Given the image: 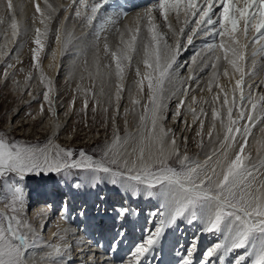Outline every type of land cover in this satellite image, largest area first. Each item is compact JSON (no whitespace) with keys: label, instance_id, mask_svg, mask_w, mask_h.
I'll return each instance as SVG.
<instances>
[{"label":"snow or ice","instance_id":"6c2138e0","mask_svg":"<svg viewBox=\"0 0 264 264\" xmlns=\"http://www.w3.org/2000/svg\"><path fill=\"white\" fill-rule=\"evenodd\" d=\"M30 2L34 14L31 26H28L18 19V9L22 13L25 7L22 2L17 5L14 0H0L3 6L0 64L4 65L0 79H8V70L15 67L11 62L13 57L21 62L19 53L30 40L32 68L45 89L43 100L55 117L49 95L53 91L52 79L43 69L41 54L57 13L61 9L65 12L72 9L71 17H65V20L78 21L84 32L76 37L66 30L64 22H60L55 31L58 48L52 50V60L55 61L58 52L64 56L69 46L79 48L77 57H84L80 79L83 80L86 73L93 82L88 88L77 86V91L83 95L82 111L88 109L89 96L95 105L100 104L98 97L107 96L110 106L114 98L112 121L115 123L120 114L126 71L132 66L134 56L137 57L136 79L129 89L133 108H125L124 115L134 112L138 124L134 135L122 137L117 129L110 143L93 150L98 155L84 149L62 147L52 139L42 146L23 143L0 131V203L8 209L0 210V264H68L67 230L57 233L61 243L46 242L26 215L31 192L25 177L52 173L67 181L74 170L85 174L87 183L93 188L102 176L132 199L146 194L157 200V206L149 214L150 221L155 218L154 227L146 229L145 235L122 254L127 237L126 229L121 225L107 243L109 258L103 264H264V92L255 94L256 88L264 85V79L256 85L251 82L264 72V0H156L137 14L134 26L124 25L123 29L118 25L127 16V11L121 13L123 5L119 0H67V3L57 2L56 5L50 0H42L43 7L41 0ZM157 14L175 38L174 45L169 44L164 33L159 31ZM173 20L178 31L173 27ZM141 21H146L143 36ZM110 30L118 34L119 43L113 49L107 37H103L104 54L111 57L112 63L101 68V39L103 33ZM201 36L206 38L203 46L192 55L190 62H186L188 77L181 78L178 56L194 45V38ZM93 49L95 52L89 61L87 53ZM221 61L227 65L223 69V76L229 78L227 88L219 83L217 65ZM141 63L144 71L139 67ZM209 66L212 77L207 90L212 92L213 87L218 88L211 103L220 102V107L213 106L209 118L203 108L197 113L191 103L187 105L193 124L199 121L195 132L199 137V148L204 147V120L210 119L206 135L213 146L201 161L190 157L186 148L181 151L175 133L166 130L163 121L169 99H178L175 115L179 116L191 87L189 82L198 79L194 73ZM48 67L52 68L54 64L50 63ZM33 78V72L29 71L25 88ZM13 82L19 87V81ZM97 87L98 92L94 91ZM106 87L114 91L106 93ZM28 94L31 95V91ZM145 98L146 103L142 104ZM195 102L192 97V103ZM141 107L142 111L137 110ZM40 111L43 113V105ZM107 111L105 108L104 112ZM53 123L59 128V123ZM184 123L187 126V121ZM258 124L261 125L260 136L255 140L257 157L254 160L251 151L246 149L248 138ZM187 140V137L183 138L185 145ZM81 183L77 179L72 187L79 189ZM100 201L96 205L100 215L111 213L123 221L139 214L127 201L113 205L111 209L104 205L103 196ZM57 211L66 214L69 211L67 201ZM78 215L85 217L86 210L82 207ZM181 218L189 224L198 222L202 228L187 247L174 245L170 254L165 232ZM201 234L214 237L202 251ZM96 244L101 246V241L97 240ZM42 248L48 251L41 252ZM198 251L199 259L196 258ZM97 255L85 252L83 264H98Z\"/></svg>","mask_w":264,"mask_h":264},{"label":"rangeland","instance_id":"374dc122","mask_svg":"<svg viewBox=\"0 0 264 264\" xmlns=\"http://www.w3.org/2000/svg\"><path fill=\"white\" fill-rule=\"evenodd\" d=\"M21 2L25 5V7L22 13L18 9L17 12L18 19H20L24 24L31 26V18L34 14V6L30 2V0H14V3H16L17 5H19ZM50 2L56 5L57 2L67 3V0H50ZM155 2L156 0H149L144 5L137 7V9H131V10L126 9V7H123L121 9V13L123 14V12L126 10L127 16L124 19H122L121 22H126V21L130 22L129 19L131 18L133 13H135L140 9L144 10L146 6H150ZM41 6L43 7L42 0H41ZM63 14H65V16ZM0 15H3L2 4H0ZM71 15H72V9H69V11L67 12L61 9V11L57 13L56 17L54 18L51 24L52 31L48 36L45 51L41 54V64L43 66V69L45 73L52 79L53 91L49 95H50V99L52 100V107H54L55 109L56 116L55 117L52 116L49 104L43 100V92L45 91V89L38 79V74L32 68L30 52H29V48L31 47V41L28 40L26 41V43H24V46L22 47V51L19 53V60L21 62H17L16 58L13 57V60L11 62L15 65V67L8 70L9 71L8 79L6 81L0 79V131H4L8 133L10 137L15 138L16 140H19L23 143L42 146L49 139H52L55 143L60 144L62 147H66V148L70 147L77 150L84 149L86 152L90 154L98 155V152H94L93 150H96L99 147H102L105 144L110 143L117 129L119 130V135L122 137L130 133H133L137 130L138 119L136 115L134 114V112L130 111L128 115L125 117L124 110L125 108L128 109L133 108V105L130 102L129 89L130 86H132L134 79H136L135 67L137 66L138 58L134 56L132 61V66L126 71V77L124 82L125 88L122 99L120 101V114L116 116L115 123H113L112 121V117L114 115V105H115L114 98L111 106L107 102V96L98 97L100 99V104L95 105L93 98L89 96L88 109L86 112L82 111L83 95L82 93L77 91V86L79 85L81 87L88 88L92 85L93 82L90 79H88L86 73L84 74L85 78L83 80L80 79L81 71L83 68V60H84L83 56L77 57V52L80 49L69 46L67 53L64 55L65 56L64 59H63L64 56H62L59 60H57L56 57L55 63H57L58 61V64L56 65H58L59 71L58 70H56L58 72L55 71L56 73L54 75V78L50 75L49 69L46 68L47 61L51 59L52 50L58 48L55 44V31L59 27L60 22L65 23L67 21L70 23H74V26H76L79 30L84 32V29L80 28L81 24L78 21L72 19L65 20V17H71ZM156 23L160 26L159 31L164 33L168 43L174 45L175 38L172 36L167 26L162 23V18L158 14L156 18ZM172 23H173V27L177 28L178 31V27L174 20L172 21ZM37 26L39 25L37 24ZM140 26H141V36H143L144 30L146 28V21H141ZM116 34L117 33L114 30L105 31L103 33L101 41L102 40L104 41L103 37H107L108 43L113 49H115V47L119 43V37H117ZM112 37L115 38L117 37V39H111ZM205 39L206 38L202 36L199 39L194 38L195 47L193 46L191 50L192 52L190 51L189 54L181 56L182 64L181 67L178 69L179 76L181 78L188 77L186 62H190L192 55L203 46V42ZM81 47H83V45ZM94 52L95 50L93 49L87 53V58L89 61L92 60ZM99 57L103 60V62H105L103 63L104 65L112 63L111 57L106 56L104 54L102 45L100 46ZM101 59L100 62H102ZM210 63L211 61H209V65ZM103 66H101V68ZM226 66L227 65L223 61H221V63L217 65V68L220 73L219 83L227 88V85H229L228 83L229 78L223 76V69ZM61 67H63V69L60 71ZM139 67L141 68V71H144V66L142 63L139 64ZM3 70H4V65L0 64V73H2ZM29 71L33 72L34 78L32 81L28 83L27 88H25L24 87L25 77ZM229 72L231 74L230 68H229ZM194 75H196L198 79L189 82L190 84L192 83L194 84L188 89V97L184 101L185 106L180 108V115L179 116L175 115L178 99L176 97H172L171 99H169L167 103V109L164 113L165 119L163 121V125L166 130L170 129L173 133H175L177 142L181 146V151H183L186 148L187 153L190 157L199 159L198 158L199 153L211 147V144L209 143V139L206 135L210 129V119L204 120V132H205L204 137L206 141L204 142V147L199 148L197 147V141L199 140V137L195 136V132L198 130L199 121H197L196 124H193L192 119L188 114L184 113V110L187 109L188 104L192 103V97L201 94V97L198 99L199 101L196 100V102L194 103L196 105L193 104L194 105L193 108H195L196 110L203 108L204 111L208 113L210 118L211 108L213 106L220 107V102H218L215 105L211 103V97L215 94L214 92L218 91V88L216 87H213V92L210 93L211 96L209 95L208 98L204 97V93L207 90L208 81L212 77L211 67L209 66L204 68L203 71L195 72ZM261 79H264V72H260L255 77V79H253L252 83L254 85L259 84V81ZM14 80L19 81V87L13 82ZM29 91H31L32 93L31 95L28 94ZM94 91L98 92V87L94 89ZM109 91H114V89H109L108 87H106L105 92L107 93ZM245 92L247 93V89H245ZM256 92L258 95L264 92V85H260V87L257 90H255V94ZM133 94H135L134 89H133ZM146 94H147V89H145V97ZM28 96H31L32 98L29 100ZM137 98L140 97L137 96ZM73 101H75L74 104ZM204 101H209V103H204ZM143 103H146V98L142 99V104ZM41 105H43L44 107L43 113H41L40 111ZM94 107L96 108L95 112H93ZM105 108L108 109L107 113L104 112ZM137 110L142 111V107ZM97 113L101 114V116L99 117ZM35 117H38L39 119L38 121L32 123L31 120L34 119ZM125 119L127 120V124H125ZM54 121L59 123V128L54 127V123H53ZM184 121H187V126L185 125ZM260 127L261 125L258 124L255 128H253L252 130L253 134L248 138L249 144L246 151L248 150L251 151L254 160L257 157V149L255 147L254 140L260 134L259 132ZM43 131L48 132V136L43 135L44 140H41L40 143L34 142L33 140H35L38 135L41 136V134H43L42 133ZM46 137L48 140L46 139ZM184 137L188 138L186 145L183 143ZM170 163H174V161H170ZM40 175L42 176L40 177ZM77 179L82 181L81 183L82 189L79 188L78 190L80 192L81 197L90 198L91 194H95L96 197L98 198L97 195L100 196L102 195L103 185H101L100 182L101 177L99 178V182L96 184V187L93 188L87 183L88 177L85 174L81 172H77L75 170L73 175L69 177L67 181H64L62 176H58L52 173H49L48 175L41 173L39 175L30 174L26 176L25 183L28 186L29 191L31 192V196L29 197L28 200V206L26 208V215L27 217L29 216L28 219L30 220V217L32 219V217H34V215H36L38 212L44 214L46 213L45 210H48L51 213H53L54 215L53 220L51 219L47 224H43L45 227L42 225L41 228H38V225L36 226L35 223L31 222L33 227L40 232L41 236L46 242L61 243V241L58 239L57 236L58 232L67 229L70 233L73 232V234H71L70 237H68L69 233H66L67 235H65V240L70 245V251L67 253L69 258L68 264H70L71 260L75 261V264H83L84 260L86 259L84 253L88 251H91L93 253H98L95 259L98 261V264H103L104 260L109 258V257L107 258V256L103 254L104 253L103 251L106 252L105 248L107 246L108 241H106L105 238L102 239L101 234L99 233L94 235L93 230L94 231L97 230V228H95L96 225L91 226L90 229L85 227L87 226L86 222L89 219L87 214L90 212L89 203L91 201L88 203L87 201H89V199L85 201V199L83 198L76 200V198H74V196L77 195L76 193L75 194L72 193V196H70L72 183ZM100 190H101V194H99ZM103 191L106 192L105 190ZM39 192L45 193V196L47 197H52L54 195L56 196L55 194L56 192L58 194L61 193L60 195L61 198L55 204H53L54 203L53 201H56L55 196L52 198L53 201L51 199H47V200L43 199L44 202L43 201L39 202L37 200L34 201L33 199L39 196L38 195ZM96 197L95 199L93 197L94 203L92 207H94L96 204L99 203V201L97 202L98 199H96ZM147 198H149V200L152 199L153 202L151 203V201H149L148 203L149 208H147L148 210L146 211L152 212L154 208L157 206V200L152 197H147ZM65 201H67V203L70 204L69 208L71 207L70 212L72 215H70L67 212L66 213L67 215L65 216L68 218H64L63 214L65 213L57 211V209L60 208L65 203ZM77 201H81L83 203V205L80 207V210L82 207L85 210H88L86 216L83 218L80 217L78 214L76 215V211H78L76 209ZM77 204L79 208L80 205L79 203ZM49 205L51 207H48ZM72 208L73 211L75 210L74 212L72 211ZM0 210L6 211L8 209L4 207V203H0ZM94 215L95 214H93L92 216ZM153 221L154 222L152 223V226L150 225L151 227H149L146 224L143 228L136 226L137 228H134L133 231L126 230L127 238L122 246V254L126 253L134 242L139 241L143 237V235H145L146 229H150L154 227L156 221L155 219ZM72 222L75 223L73 224L74 226H72ZM55 223L59 224L60 227H64V228L59 229L58 228L59 226H57V229H55L56 227ZM185 224H186L185 220L181 218L174 226H172L169 230L168 229L166 230L165 242L167 243V246L170 250V254H171V249L173 248L174 245L178 246L179 244H183L185 247H187L192 237L195 234H197L201 229V227L198 226V224L196 223L190 225L188 224L185 225ZM73 227H75L76 229H74ZM111 232L115 234L114 230H112ZM89 233H91L90 238L91 240L93 238L92 240L93 242H90L91 240L89 239ZM48 234H50L51 239H49L50 237H48L49 236ZM213 239L214 237L210 236L209 234H201V240H200L201 251L203 250L204 247L209 246L213 242ZM97 240L101 241V246H99L98 248L96 247L97 245L95 242ZM91 243L92 246L95 245L94 246L95 248L90 247ZM100 250L103 251L101 252ZM40 251L41 252L48 251V249L42 248L40 249ZM199 257H200V252L198 251L196 254V258L199 259Z\"/></svg>","mask_w":264,"mask_h":264},{"label":"bare ground","instance_id":"6f19581e","mask_svg":"<svg viewBox=\"0 0 264 264\" xmlns=\"http://www.w3.org/2000/svg\"><path fill=\"white\" fill-rule=\"evenodd\" d=\"M146 3V1H142V0H138L137 1V3H134V4H130V5H128V6H125L126 7V9H137V7H139V6H142V5H144ZM144 10L143 9H140V10H138V11H136L135 13H133L132 14V16H131V18L129 19L130 20V22H128V21H126V22H121L119 25H118V27H120L121 29H122V27H123V25H129V26H134V20H135V18H136V16H137V14L138 13H142ZM64 16H65V14H63ZM162 18V17H161ZM127 20V19H126ZM80 27V26H79ZM65 28H66V30L68 31V32H72L73 34H74V36H76V37H79V36H81L82 35V31L81 30H79L76 26H74V23H70V22H65ZM80 28H82V27H80ZM117 35V37H118V34H116ZM117 37L115 38V37H112L111 39H117ZM63 38V37H62ZM104 41L102 40L101 41V44H100V46L102 45L103 46V43ZM117 44V43H116ZM194 45H195V42H194ZM193 45V46H194ZM57 46V45H56ZM193 46H188L187 47V50H183L182 52H181V54L178 56V59H177V64H179V65H181L182 64V62H181V56H183V55H187V54H189V52L192 50V48H193ZM58 47V46H57ZM195 47V46H194ZM192 52V51H191ZM62 56H60L59 55V52L57 53V60H59L60 58H61ZM102 57V56H101ZM65 58V56L63 57V59ZM187 58V57H186ZM62 59V60H63ZM101 59V58H100ZM102 60V59H101ZM108 61V60H107ZM184 61V60H183ZM50 63H52V64H54V67H52V68H49L48 67V65L50 64ZM101 63V66H103L104 64L103 63H105V62H103V60H102V62H100ZM56 64H58V61H57V63H55V61H53L52 60V58L51 59H49L48 61H47V63H46V68L47 69H49V73H50V75L54 78V75H55V73L56 72H58L59 70V68H58V65H56ZM175 67V66H174ZM103 68V67H102ZM63 69V67H61V69H60V71ZM56 70H58V71H56ZM56 71V72H55ZM255 79V78H254ZM253 81V80H252ZM251 81V82H252ZM229 83V82H228ZM193 84L194 83H192L191 84V86H193ZM227 87H228V85H227ZM258 89V88H257ZM256 89V90H257ZM212 92H213V90H212ZM210 93L211 92H209L208 90H206V92L204 93V97L205 98H208V96L210 95ZM215 93V92H214ZM256 94H257V92H256ZM258 95V94H257ZM211 96V95H210ZM195 97V99L197 100V101H199L198 99L201 97V94H199L198 96L196 95V96H194ZM204 97H203V99H204ZM28 98H29V100L32 98L31 96H28ZM192 104V107L194 106V105H196V104H194V103H191ZM194 104V105H193ZM198 109V108H197ZM201 109V108H200ZM200 109L199 110H196L197 111V113H199L200 112ZM184 113L185 114H188L189 116H190V118L192 119V115H191V113H189L188 111H187V109H185L184 110ZM98 114V116L100 117L101 116V114H99V113H97ZM38 117H39V115H38ZM38 117H35L34 119H32L31 120V122L32 123H34L35 121H38ZM188 117V116H187ZM52 118V117H51ZM96 119V118H95ZM56 120V119H55ZM91 120V119H90ZM34 125V124H33ZM218 127H219V125H218ZM101 129H103V128H101ZM137 131V130H136ZM136 131L135 132H133V133H130V134H136ZM43 134H41V136H37L36 137V139L35 140H33L34 142H36V143H40V141L41 140H44L43 138H44V136L43 135H46V136H48V132H45V131H43L42 132ZM260 136V134L255 138V140L258 138ZM46 139H47V137H46ZM239 139V138H238ZM48 140V139H47ZM46 140V141H47ZM255 140H254V142H255ZM206 141V139H205V137H204V142ZM212 146L213 145H211V147L210 148H208V149H206V150H204V151H201V153H199V155H198V158H199V160H204L205 159V153H207V152H210L211 151V148H212ZM255 147H256V149H257V145L255 144ZM230 155H232L231 153H230ZM42 175H40V177H41ZM101 183H104V184H101V185H103L105 188V191L107 190V188H111V189H113V188H115L116 187V185H111V183L110 182H108V181H106V180H104L103 179V177L101 176V181H100ZM82 185V184H81ZM112 186V187H111ZM81 188V187H80ZM82 189V188H81ZM103 188H102V195L101 196H103L104 197V205L107 207V208H109V209H111V207L113 206V205H119V204H122V203H124L125 201H127V203L128 204H130L134 209H137L138 210V212H139V214L138 215H134V216H130L129 218H127V219H125V220H123V221H119V220H117L116 218H115V216H114V214H110V213H105V214H103V215H100V214H98L97 213V210H96V205L94 206V207H92V205H93V203H94V201H93V197H94V199H95V197H96V195L95 194H91L90 196V198H86V197H81L80 196V192L78 191L79 189H75V188H73L72 186H71V191H70V196H72V193H76L77 195L76 196H74V198H76V200H78V199H80V198H83V199H85V201L86 200H88L89 199V201H87L88 203H89V205H90V212L87 214L88 215V221L86 222L87 223V226H85V227H87V228H89L90 229V227L91 226H94V225H96L95 226V228H97V230L96 231H94L93 230V233H94V235H96L97 233H99V234H101V238L103 239V238H105V240L106 241H109V240H111V238H112V236L114 235L113 233H111V231L112 230H114V233H115V231H116V229H114L113 227H115V226H118V227H115V228H120V226L121 225H123V227L124 228H127V225H132V226H134V228H137L136 226H139V227H141V228H143L146 224L149 226V227H151L152 226V223L154 222L153 220L155 219V218H153L151 221L149 220V214L151 213V212H148V211H146V210H148L147 208H149V206H148V203H146V205H145V207L144 208H142L141 207V203H140V199L141 198H143L145 201L148 199L149 200V198H147V196H146V194H142V195H140V197L139 198H136L135 200H133L131 197H129L128 195L125 197V195H124V192L122 193V192H120L119 193V195H115L114 194V196L112 195L111 196V194H112V192L111 193H109V194H107V192H104L103 190H104ZM56 194V201H53V197L54 196H52V197H47V196H45V193H38V195L39 196H37L36 198H32L34 201L35 200H37V201H43L44 202V200H47V199H51L54 203L53 204H55V203H57L58 201H59V199L61 198L60 197V195H61V193L60 194H58L57 192L55 193ZM99 194H101V190H100V193ZM122 195V196H121ZM78 196V197H77ZM84 196V195H83ZM98 196V198L96 197V199H98L97 200V202L99 201V203H101V201H100V195H97ZM47 197V198H46ZM107 197H110V198H107ZM115 197V198H114ZM125 197V198H124ZM44 199V200H43ZM111 199V200H110ZM33 200H32V202H33ZM76 200H75V202H76ZM129 200H132L131 202L129 201ZM51 201V202H52ZM73 201H74V199H73ZM69 202H70V200H69ZM86 202V203H87ZM96 202V203H97ZM153 201H151V203H152ZM77 203H79V208H78V204ZM77 203H76V206H77V210L78 211H76V215L78 214V212L80 211V207L83 205V203L81 202V201H77ZM50 205H52V204H50ZM86 205V204H85ZM70 206V204L68 203V207ZM73 206H74V204H73ZM71 208V207H70ZM70 208H69V211H68V213L70 214V215H72L71 214V212H70ZM152 208V207H151ZM6 211H8V210H6ZM46 211V213H41V212H38L36 215H34V217H32V219H31V217H30V222H33V223H35L36 224V226L38 225V228H41L42 227V225L43 224H47L48 222H49V220H53V217H54V215H53V213H51L50 211H48V210H45ZM72 211H73V208H72ZM75 211V210H74ZM73 211V212H74ZM87 211L88 210H86V213H87ZM93 214H95L94 216H92ZM148 214V215H147ZM56 215V214H55ZM64 215V218H66L65 216L67 215V214H63ZM41 216H42V218H41ZM58 216V215H57ZM29 217V216H28ZM74 217H76V216H74ZM74 217H72V218H74ZM91 217V218H90ZM147 217V218H146ZM41 218V219H40ZM40 219V220H39ZM56 219V218H55ZM58 219V218H57ZM133 219V220H132ZM69 220V219H68ZM87 220V219H86ZM179 220V219H178ZM178 220H177V222H178ZM185 220V219H184ZM72 221V220H71ZM58 222V221H57ZM74 222V221H73ZM72 222V226H74L73 224H75V223H73ZM145 222V223H144ZM176 222V223H177ZM185 223L186 224H188V225H190L189 223H187L186 222V220H185ZM71 224V223H70ZM92 224V225H91ZM185 224V225H186ZM196 224H198V226H200L201 228H202V225H200L198 222L196 223ZM84 225V224H83ZM151 225V226H150ZM44 226V225H43ZM55 229H57V226H59V224H56L55 223ZM45 227V226H44ZM59 229L60 228H64V227H58ZM74 229H76L75 227H73ZM109 228H113V229H109ZM134 228L133 229H130V228H127L126 230H131V231H133L134 230ZM69 229H71V228H69ZM54 231V230H53ZM109 231V232H108ZM107 232V233H106ZM53 233V232H52ZM66 233H69L68 234V237H70V235L71 234H73V232L72 233H70L69 231H68V229H67V232ZM109 233V234H108ZM112 234V236H111V234ZM49 236L48 237H50V234H48ZM65 235H67V234H65ZM77 235V234H76ZM75 235V236H76ZM211 236V235H210ZM47 237V238H48ZM56 237V236H55ZM45 238H46V236H45ZM94 238H96V237H94ZM210 238V237H209ZM49 239H51V237L49 238ZM89 239L91 240V238H90V234H89ZM46 240H48V239H46ZM53 240V239H52ZM51 240V241H52ZM92 240H93V238H92ZM90 241V242H93V241ZM50 241V240H49ZM79 241H80V239H79ZM103 241V240H102ZM106 241H105V244H106ZM96 242V241H95ZM104 242V241H103ZM127 242H128V240H127ZM88 243V242H87ZM97 245V244H96ZM95 246V245H94ZM94 246H92V243H91V245H90V247H93V248H95ZM106 246V245H105ZM97 248L99 247V246H96ZM102 247H103V245H102ZM107 247V246H106ZM106 249V248H105ZM93 251H95V250H93ZM101 252L103 251V250H100ZM100 252V253H101ZM104 253V255H106V252L105 251H103ZM73 256V255H72ZM107 256V255H106ZM75 258V257H74ZM107 258H108V256H107ZM71 261H73V260H71Z\"/></svg>","mask_w":264,"mask_h":264}]
</instances>
